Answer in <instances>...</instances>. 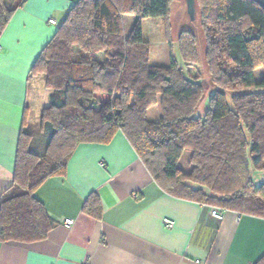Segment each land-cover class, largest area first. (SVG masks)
Here are the masks:
<instances>
[{"label":"trees","instance_id":"obj_1","mask_svg":"<svg viewBox=\"0 0 264 264\" xmlns=\"http://www.w3.org/2000/svg\"><path fill=\"white\" fill-rule=\"evenodd\" d=\"M22 0H0V32ZM172 0H76L42 46L28 80L42 74L49 89L38 129L24 110L12 182L0 197V241L42 238L53 225L35 189L63 176L78 143H107L121 130L166 191L222 209L264 217V10L252 0H195L206 39L212 88L204 96L191 34L178 35L172 51ZM135 18L127 33L122 16ZM161 17L168 64L149 62L142 18ZM101 53L103 57L97 58ZM261 68L263 76L255 78ZM229 94V100L227 97ZM159 104L157 118L147 116ZM187 153L188 168L180 165ZM96 194L82 209L94 213Z\"/></svg>","mask_w":264,"mask_h":264},{"label":"crops","instance_id":"obj_2","mask_svg":"<svg viewBox=\"0 0 264 264\" xmlns=\"http://www.w3.org/2000/svg\"><path fill=\"white\" fill-rule=\"evenodd\" d=\"M75 1L22 0L0 32V197L12 182L25 108L47 104L49 90L39 99L40 84L34 92L27 76L57 27L47 19L59 24ZM159 113V104L147 110L151 119ZM91 193L94 213L82 209ZM33 194L53 225L39 239L0 241V264H264V217L223 209L216 218L212 205L164 190L121 130L107 143H78L65 174Z\"/></svg>","mask_w":264,"mask_h":264},{"label":"rangeland","instance_id":"obj_3","mask_svg":"<svg viewBox=\"0 0 264 264\" xmlns=\"http://www.w3.org/2000/svg\"><path fill=\"white\" fill-rule=\"evenodd\" d=\"M134 18L135 17L133 15H123L122 23L124 32L129 30ZM168 20L170 23V37L172 38V51L178 60V35L182 34L184 36L183 33L185 31L188 32V35L189 33L191 34L195 58L188 66V72L190 74L197 75L202 86L204 96L195 109V114H202L207 106V97L209 95L210 88H212V76L208 71V64L206 62V39L199 16V9L196 8V11L194 12V18L189 19L185 10L184 0H172L170 5V16ZM141 25L143 37L149 43V62L153 64H168V48L164 39L162 18L159 16L142 18ZM254 74L257 80L263 76L261 68L254 70ZM31 79L34 92L36 90L35 87H37V84L38 86L40 84V88L38 90L40 93L39 99L42 98V100H44L43 98L45 96L46 90L43 88L47 90L49 89L44 84L42 74H36L31 77ZM227 97L229 100V94H227ZM42 104L44 103L42 102ZM39 105V101L37 100L31 110L27 113V125L32 129H38L39 126L40 111L41 108L44 107L43 105L42 107ZM187 157V153L182 154L180 157V165L183 166L184 169L188 168ZM250 176L254 185H257L264 181V170H255L250 167Z\"/></svg>","mask_w":264,"mask_h":264},{"label":"built area","instance_id":"obj_4","mask_svg":"<svg viewBox=\"0 0 264 264\" xmlns=\"http://www.w3.org/2000/svg\"><path fill=\"white\" fill-rule=\"evenodd\" d=\"M47 21L51 24H54V25H57L56 21L52 18V17H49L47 19ZM222 213H223V209L222 208H219V207H215V206H211L210 207V214L213 216V217H216V218H220L222 216ZM62 222L66 225V226H70L72 223H73V219L70 218V217H64L62 219ZM162 222L164 223L165 226L167 227H171L173 225V219L169 218V217H163L162 218Z\"/></svg>","mask_w":264,"mask_h":264},{"label":"water","instance_id":"obj_5","mask_svg":"<svg viewBox=\"0 0 264 264\" xmlns=\"http://www.w3.org/2000/svg\"><path fill=\"white\" fill-rule=\"evenodd\" d=\"M252 1L258 3L264 10V0H252ZM184 2H185V10L189 19H193L195 12V0H184Z\"/></svg>","mask_w":264,"mask_h":264}]
</instances>
